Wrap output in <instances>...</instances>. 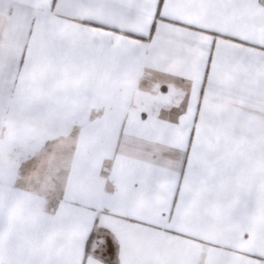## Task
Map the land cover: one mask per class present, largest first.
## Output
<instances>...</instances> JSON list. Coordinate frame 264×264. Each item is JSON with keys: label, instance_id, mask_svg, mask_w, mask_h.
<instances>
[{"label": "crops", "instance_id": "1", "mask_svg": "<svg viewBox=\"0 0 264 264\" xmlns=\"http://www.w3.org/2000/svg\"><path fill=\"white\" fill-rule=\"evenodd\" d=\"M134 2L0 0V136L16 123L78 137L83 153L56 179L54 206L0 179V264H264V63L239 66L244 102L185 174L187 133L168 127L181 99L168 74L182 64L136 59L113 34ZM143 3L146 31L156 0ZM164 14L264 44V0H168Z\"/></svg>", "mask_w": 264, "mask_h": 264}, {"label": "snow or ice", "instance_id": "2", "mask_svg": "<svg viewBox=\"0 0 264 264\" xmlns=\"http://www.w3.org/2000/svg\"><path fill=\"white\" fill-rule=\"evenodd\" d=\"M109 2L115 7L121 0ZM167 2L156 0L145 31L141 11L151 6L144 4L143 0H135L128 8H134L136 15L120 13L130 26L113 34L124 37L120 47L135 53L136 59H153L167 54L182 64L180 72L168 74L181 93V99L168 112V127L181 135L187 133L182 149L185 155L182 170L187 174L188 168L193 167L194 155L207 158L209 132H215L219 141L226 123L239 111L237 106L243 104L246 89L239 66L245 60L264 63V44L218 27H206L193 19L181 18V15H165ZM85 23L103 34L117 27L116 24L95 21L86 20ZM249 49L252 54H249ZM161 91L167 93L169 85H163ZM226 158V155L218 154L216 163H222ZM111 253L109 247L105 255Z\"/></svg>", "mask_w": 264, "mask_h": 264}, {"label": "rangeland", "instance_id": "3", "mask_svg": "<svg viewBox=\"0 0 264 264\" xmlns=\"http://www.w3.org/2000/svg\"><path fill=\"white\" fill-rule=\"evenodd\" d=\"M77 138L43 134L32 127L8 122L0 136V179L41 188L48 193V203L54 206L58 201L55 182L68 170L65 163L74 155L83 159V153L74 150ZM73 172L75 180L81 181L84 168H75Z\"/></svg>", "mask_w": 264, "mask_h": 264}]
</instances>
